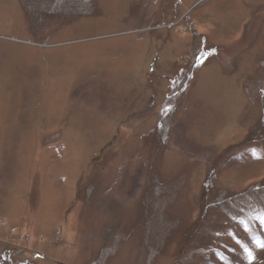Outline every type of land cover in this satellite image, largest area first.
I'll use <instances>...</instances> for the list:
<instances>
[{"label":"rangeland","instance_id":"obj_1","mask_svg":"<svg viewBox=\"0 0 264 264\" xmlns=\"http://www.w3.org/2000/svg\"><path fill=\"white\" fill-rule=\"evenodd\" d=\"M262 224L264 0H0V264H264Z\"/></svg>","mask_w":264,"mask_h":264},{"label":"snow or ice","instance_id":"obj_2","mask_svg":"<svg viewBox=\"0 0 264 264\" xmlns=\"http://www.w3.org/2000/svg\"><path fill=\"white\" fill-rule=\"evenodd\" d=\"M207 56V53L204 54V56H202L200 59H201V62H203V59L206 58ZM253 153L255 154V150H253ZM262 226H264V224H262ZM262 247H264V245H261Z\"/></svg>","mask_w":264,"mask_h":264}]
</instances>
